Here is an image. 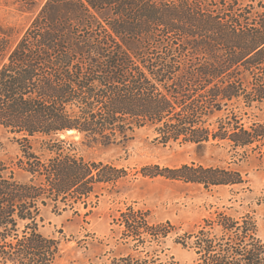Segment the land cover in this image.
I'll use <instances>...</instances> for the list:
<instances>
[{"label": "trees", "instance_id": "1", "mask_svg": "<svg viewBox=\"0 0 264 264\" xmlns=\"http://www.w3.org/2000/svg\"><path fill=\"white\" fill-rule=\"evenodd\" d=\"M263 103L264 0H46L15 46L0 31V128L19 144L15 159H0V264H60L59 239L39 229L43 208L94 207L99 186L127 175L61 133L109 144L149 125L166 143L224 141L264 159V120H245ZM155 168L144 173L244 182L222 166ZM115 222L127 252L99 264H180L163 246L178 230L170 220L129 205ZM173 242L199 264H264L252 210L218 209Z\"/></svg>", "mask_w": 264, "mask_h": 264}, {"label": "rangeland", "instance_id": "2", "mask_svg": "<svg viewBox=\"0 0 264 264\" xmlns=\"http://www.w3.org/2000/svg\"><path fill=\"white\" fill-rule=\"evenodd\" d=\"M45 1L28 8L24 0H0V31L8 32L11 47L27 31ZM245 120H264V103L250 109ZM59 137L72 143L85 158L114 163L127 171L115 186L98 187L99 201L94 207L77 205L62 211L52 206L43 208L39 229L46 236L59 239L60 264H99L109 257L126 253L127 248L120 239L121 227L115 220L129 205L148 210L152 222L170 220L177 225V233L168 237L163 246L180 264L199 263L194 251L175 244L173 238L197 229L204 218L213 216L218 209L235 215L254 211L260 236L264 239V159L257 151L250 150L249 155L244 156L224 141L166 143L155 127L149 125L136 128L127 140L117 143L93 141L74 130L61 133ZM18 153L19 144L14 135L0 128V159L10 162ZM185 163L237 170L244 182L206 187L144 173L146 168L147 172H154L156 165L165 168Z\"/></svg>", "mask_w": 264, "mask_h": 264}]
</instances>
